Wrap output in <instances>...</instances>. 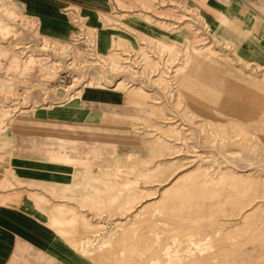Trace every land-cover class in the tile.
I'll return each instance as SVG.
<instances>
[{
    "label": "rangeland",
    "instance_id": "rangeland-1",
    "mask_svg": "<svg viewBox=\"0 0 264 264\" xmlns=\"http://www.w3.org/2000/svg\"><path fill=\"white\" fill-rule=\"evenodd\" d=\"M181 5L170 13L176 44L145 39V47L137 42L111 58L98 37L95 56L84 43L77 55L71 41L43 36L35 20L0 0V21L7 24L0 28V133L36 109L75 108L83 89L130 95L101 108L98 125L56 129L76 140L67 149H85L83 164L99 165L97 196L51 214L63 243L89 264H264V68L238 62L230 47L208 36L203 17ZM34 39L36 53L44 40L75 59L72 88L54 78L61 67L52 70V61L61 62L56 55L46 70L27 67L16 43ZM207 53L229 65L223 72L204 65ZM96 55L105 65L93 69L88 64Z\"/></svg>",
    "mask_w": 264,
    "mask_h": 264
},
{
    "label": "crops",
    "instance_id": "crops-1",
    "mask_svg": "<svg viewBox=\"0 0 264 264\" xmlns=\"http://www.w3.org/2000/svg\"><path fill=\"white\" fill-rule=\"evenodd\" d=\"M11 1L36 21L43 36L75 44L77 55L84 49L79 45L82 41L72 40L78 19L86 35L90 37L88 31L97 35L90 38L98 46V37L111 58L132 50L137 42L145 47V39L168 46L176 44L179 37L171 35L169 26L174 19L170 13L183 10L184 2L187 10L193 9L203 17L208 36L230 47L238 62L264 68V0ZM204 55V65L210 68L218 67L223 72L229 65L228 58ZM181 91L185 93L184 88ZM129 96L83 89L75 108L60 105L36 109L15 118L11 131L0 133V264H89L82 254L63 243L51 225V214L67 209L69 204L74 206V201L79 204L78 199L88 202L97 196L94 181L99 165L83 164L85 149H67L76 140L64 130L59 132L57 126L98 125L101 108L116 107ZM57 142L66 148H57ZM87 150L93 156L94 150Z\"/></svg>",
    "mask_w": 264,
    "mask_h": 264
},
{
    "label": "bare ground",
    "instance_id": "bare-ground-1",
    "mask_svg": "<svg viewBox=\"0 0 264 264\" xmlns=\"http://www.w3.org/2000/svg\"><path fill=\"white\" fill-rule=\"evenodd\" d=\"M187 19H190V17H187ZM6 26H7V24H3L2 25V23H1V21H0V28H6ZM46 40V39H45ZM43 41L44 40H41V41H39L38 43H37V45H38V53H36V52H34V46L36 45V42L37 41H35V39L34 40H31V42H28V43H26L25 44V46L21 43H16L17 44V46H16V49H21L22 51H23V54L25 55V61H26V65H27V67H31V66H34V65H36L35 67H39L40 69H42V68H44V70H46V69H48V68H46V62H48V61H52L53 59L52 58H50V55L51 54H53V55H56L57 56V58H61V62L60 63H58V61L57 62H55L56 60H54V61H52L53 63H52V70L53 71H55V69L57 68V66H61V67H59V70H58V68H57V71H60V70H65V71H69L70 73H73V72H75V69H76V62H75V59H73V57L71 56V57H64V56H62V52L60 51V50H56V49H54V48H51V46L48 44V43H46V42H44L43 43ZM30 47H31V52H30ZM34 47V48H33ZM20 50V51H21ZM14 51V50H13ZM28 52H30V53H28ZM131 53V52H130ZM22 54V55H23ZM126 55H128V56H130L129 54H126ZM126 57V62L127 63H131V62H135V61H132V59L131 58H133V57ZM92 58V57H91ZM134 59V58H133ZM143 59H144V62H143V64H144V68H145V64L147 63V61H146V59H145V57H143ZM148 59V58H147ZM103 59H101V57H97V55H96V57H93V61H91L90 63L91 64H88L89 66H90V68H95V69H98L100 66H102V62L104 61H102ZM137 61V60H136ZM140 61V60H139ZM149 63H152V62H149ZM141 64V63H140ZM139 64V65H140ZM142 64V65H143ZM136 65V64H135ZM136 65L135 67H138V68H140V70L142 71V66L140 65ZM25 66V65H24ZM157 66V65H156ZM34 67V68H35ZM66 67V68H65ZM127 69L126 70H130V72L132 71V67H131V65H127ZM158 68V67H157ZM28 69V68H27ZM159 69V68H158ZM158 69H156L155 71H154V74H153V76L155 75V76H157L158 74H159V72H158ZM39 70V69H38ZM135 70V69H134ZM139 70V69H138ZM136 71V73H138V72H141V71ZM171 71V73H172V70H170ZM174 71V70H173ZM56 72V71H55ZM57 73V72H56ZM48 74H50V76L52 75L53 76V74H54V72H49ZM48 74H46V75H48ZM58 74V73H57ZM135 74V73H134ZM133 75V74H132ZM171 75V76H170ZM170 75H168V77L169 78H173L174 77V75L173 74H170ZM51 76V77H52ZM53 78V77H52ZM54 78H57V76L56 77H54ZM77 80V77H74V81H76ZM155 80V79H154ZM175 83H176V81H175ZM173 84V92H176L177 90H178V88H177V84ZM91 85L92 84V81L90 80L89 82H87L85 85ZM134 83L133 82H131L130 83V85H133ZM74 85V84H73ZM154 86V85H153ZM155 87L156 86H154V87H152V89H155ZM152 89H149V90H152ZM175 94V93H174ZM72 96H74V94L73 95H71V97ZM157 102V101H156ZM158 102H160V101H158ZM15 103H17V102H15ZM45 103V102H44ZM45 105L46 106H49V104H46L45 103ZM59 105H63V103H60ZM23 106V104L21 105H19L18 106V104L15 106V110H21V107Z\"/></svg>",
    "mask_w": 264,
    "mask_h": 264
},
{
    "label": "built area",
    "instance_id": "built-area-1",
    "mask_svg": "<svg viewBox=\"0 0 264 264\" xmlns=\"http://www.w3.org/2000/svg\"><path fill=\"white\" fill-rule=\"evenodd\" d=\"M75 24L77 26V29H76V32H75L72 40L82 41L84 43V45L87 47V50L90 53H93V55L95 56L96 49H97L96 40L92 39L88 35H86V33L84 31L83 24L81 21H79L78 19H75ZM103 64L105 65V62H103ZM70 77H72V74L69 71L60 70V71H58L57 78H55V80L57 82H59L60 85H65L69 88H72L74 81H72V83H70L69 82ZM68 82H69V84H68ZM57 104H59V103H57Z\"/></svg>",
    "mask_w": 264,
    "mask_h": 264
}]
</instances>
